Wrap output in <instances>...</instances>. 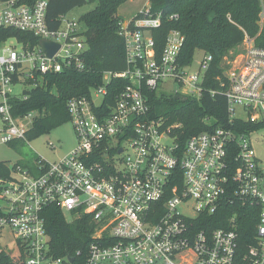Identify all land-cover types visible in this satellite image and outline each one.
<instances>
[{
	"label": "built area",
	"instance_id": "built-area-1",
	"mask_svg": "<svg viewBox=\"0 0 264 264\" xmlns=\"http://www.w3.org/2000/svg\"><path fill=\"white\" fill-rule=\"evenodd\" d=\"M48 6V0H0V144L25 137L21 122H33L35 112L15 115L14 102L27 99L49 73L84 68L83 24L66 14L51 27ZM161 25L149 6L121 20L127 68L105 72L90 96L69 100L78 144L68 156L54 163L39 156L33 168L14 163L0 173V260L71 262L52 252L45 212L54 206L72 220L92 216L85 264H264V161L252 138L264 129V48L247 35L243 59L225 71V81L219 78L229 126L183 141L179 123L150 117L144 87L199 98L213 56L203 52L197 71L189 72L179 61L185 37L178 29L167 33L158 55L153 30ZM9 29L29 35L6 37ZM42 39L60 44L52 57ZM113 78L130 82L107 102ZM240 123L250 125L239 130ZM224 207L228 226L208 230L204 217ZM243 212L255 222L241 252Z\"/></svg>",
	"mask_w": 264,
	"mask_h": 264
},
{
	"label": "trees",
	"instance_id": "trees-1",
	"mask_svg": "<svg viewBox=\"0 0 264 264\" xmlns=\"http://www.w3.org/2000/svg\"><path fill=\"white\" fill-rule=\"evenodd\" d=\"M37 0H19L33 4ZM96 6L79 19L85 26L86 50L83 54L84 68H66L59 73H49L43 84L28 91L27 99L14 102V114L35 112L32 128L27 136H36L61 125L70 114L68 102L74 97L90 96L93 88L103 83L104 73L118 72L127 68L125 41L120 34L119 7L128 0H94ZM47 19L51 27L59 24L61 15L69 14L87 0H48ZM154 15L161 14L162 25L153 30L157 41V54L165 46L167 33L178 29L185 37L179 56L181 65H190L197 50L213 56L207 72L205 90L201 97L181 94H164L144 87V94L151 106L150 117H163L168 125L179 123L181 139L185 141L194 134L229 126L228 102L219 78L225 81V57L230 50L242 44L248 35L255 44L264 48V0H149ZM172 15H177L172 18ZM21 38L29 34L9 29L7 36ZM37 44L38 39L33 38ZM130 81L113 78L108 85L107 102ZM211 90H217L212 94ZM250 124L238 125L244 130ZM264 126V125H263ZM256 127V126H255ZM13 142V141H11ZM15 164H20L15 163ZM8 162H0V173H6ZM33 168L34 164H21ZM229 207L214 216H205L203 225L211 230L227 227ZM47 231L51 236L52 252L56 257H72L67 264H85L87 247L92 240L95 223L90 214L67 220L58 207L49 206L45 212ZM255 218L246 212L241 214V240L243 252L252 241ZM0 264H14L11 258H1Z\"/></svg>",
	"mask_w": 264,
	"mask_h": 264
},
{
	"label": "rangeland",
	"instance_id": "rangeland-1",
	"mask_svg": "<svg viewBox=\"0 0 264 264\" xmlns=\"http://www.w3.org/2000/svg\"><path fill=\"white\" fill-rule=\"evenodd\" d=\"M88 2L80 7L75 8L69 13L71 18L80 19L83 14L92 10L97 1L87 0ZM150 7L149 0H128L119 7L118 14L123 21H127L135 14L139 13L145 7ZM84 29L85 26L83 25ZM15 43L14 40H9L8 44ZM244 44H240L232 48L229 54L225 57L224 64L228 66L227 70L236 66L242 59L244 54ZM204 51L197 50L188 67L189 72H195L199 68V61ZM18 90V88H16ZM95 91V90H94ZM171 92V91H170ZM170 92H167L170 94ZM236 113L239 114V111ZM21 124L26 128L27 132L32 128L31 120H24ZM256 153L264 161V129L259 133L252 135ZM258 139L261 141H258ZM78 137L75 131L74 122L68 118L61 125L52 128L50 131L36 135L25 136L14 140L13 142L0 144V162H8L9 164H34L40 156L50 163L58 162L62 158L68 156L77 146ZM67 220L71 221L73 216L66 213ZM13 248L14 245L12 244Z\"/></svg>",
	"mask_w": 264,
	"mask_h": 264
},
{
	"label": "water",
	"instance_id": "water-1",
	"mask_svg": "<svg viewBox=\"0 0 264 264\" xmlns=\"http://www.w3.org/2000/svg\"><path fill=\"white\" fill-rule=\"evenodd\" d=\"M40 43H41V46H42L44 52L49 57H52L60 48V44L59 43H56V42H53V41H50V40H47V39H42L40 41ZM69 260L73 261V258L69 257Z\"/></svg>",
	"mask_w": 264,
	"mask_h": 264
},
{
	"label": "crops",
	"instance_id": "crops-1",
	"mask_svg": "<svg viewBox=\"0 0 264 264\" xmlns=\"http://www.w3.org/2000/svg\"><path fill=\"white\" fill-rule=\"evenodd\" d=\"M136 15V14H135Z\"/></svg>",
	"mask_w": 264,
	"mask_h": 264
}]
</instances>
